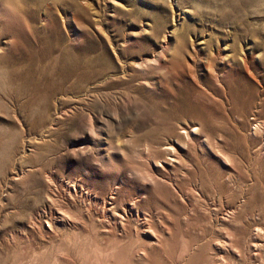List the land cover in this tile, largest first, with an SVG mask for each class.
I'll return each instance as SVG.
<instances>
[{
    "label": "rangeland",
    "instance_id": "rangeland-1",
    "mask_svg": "<svg viewBox=\"0 0 264 264\" xmlns=\"http://www.w3.org/2000/svg\"><path fill=\"white\" fill-rule=\"evenodd\" d=\"M0 264H264V0H0Z\"/></svg>",
    "mask_w": 264,
    "mask_h": 264
},
{
    "label": "bare ground",
    "instance_id": "bare-ground-1",
    "mask_svg": "<svg viewBox=\"0 0 264 264\" xmlns=\"http://www.w3.org/2000/svg\"><path fill=\"white\" fill-rule=\"evenodd\" d=\"M170 153H171V152H170ZM107 219H108V218H107ZM145 224H146V223L144 222V224H143V225H145ZM149 228H150V227H149ZM149 228H148V229H149ZM144 229H145V228H144ZM150 230H151V231H153V229H151V228H150ZM153 233H154V232H153Z\"/></svg>",
    "mask_w": 264,
    "mask_h": 264
}]
</instances>
